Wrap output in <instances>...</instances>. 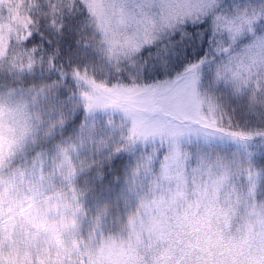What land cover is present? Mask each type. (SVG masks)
I'll return each instance as SVG.
<instances>
[{
	"label": "snow or ice",
	"instance_id": "1",
	"mask_svg": "<svg viewBox=\"0 0 264 264\" xmlns=\"http://www.w3.org/2000/svg\"><path fill=\"white\" fill-rule=\"evenodd\" d=\"M0 264H264V0H0Z\"/></svg>",
	"mask_w": 264,
	"mask_h": 264
}]
</instances>
